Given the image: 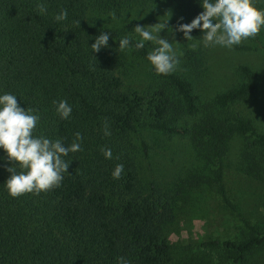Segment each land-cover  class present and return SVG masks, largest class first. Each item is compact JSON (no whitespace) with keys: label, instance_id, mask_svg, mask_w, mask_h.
Masks as SVG:
<instances>
[{"label":"trees","instance_id":"16d2710c","mask_svg":"<svg viewBox=\"0 0 264 264\" xmlns=\"http://www.w3.org/2000/svg\"><path fill=\"white\" fill-rule=\"evenodd\" d=\"M37 2L0 0V93L17 95L19 106L38 110L35 135L69 145L79 132L81 150L64 157L70 161L60 186L38 195H8L3 182L9 173L0 166V264H117L120 256L130 264H178L164 227L173 219L180 194L143 182L140 158L150 154L151 145L140 130L189 136L202 171L181 183L213 186L246 230L241 240L208 239L198 245L220 252L221 264L246 263L249 254L264 247V226L242 216L229 198L223 170L233 134L251 151L253 168L260 169L253 160L264 163V129L257 126L264 110L250 118L231 109L259 90L264 73L240 65L242 81L207 102H201L181 68L157 74L159 83L150 91L129 90L122 69L126 50L116 49L124 35L111 16L126 19L131 6L156 2L169 11L175 29L203 10L198 0H46L44 14L38 13ZM61 9L68 16L57 21ZM103 31L110 33V47L92 52L89 45ZM191 35L203 32L196 28ZM129 36L133 43L138 39ZM131 50L144 60L150 51L146 44ZM184 56L189 65L197 59L191 50ZM61 99L72 105L67 120L55 112L53 101ZM105 127L110 135H104ZM104 148L112 150V159L104 158ZM3 156L0 150V165ZM118 163L124 172L113 179Z\"/></svg>","mask_w":264,"mask_h":264},{"label":"rangeland","instance_id":"374dc122","mask_svg":"<svg viewBox=\"0 0 264 264\" xmlns=\"http://www.w3.org/2000/svg\"><path fill=\"white\" fill-rule=\"evenodd\" d=\"M255 2L257 7L264 8V0ZM168 14L169 11L158 3L147 2L140 6H131L126 19L122 15H112L111 18L120 27L122 35L137 37L132 31L135 25H144L147 28L166 19ZM127 23L130 25L127 26ZM169 28L173 31H169ZM159 35L173 44L180 60L176 68L187 71L194 82V92L201 102H207L217 92L239 84L242 81L238 72L240 65L264 73V28L256 37L249 38L231 49L204 46L201 37H192L185 41L182 34L175 32L170 26L169 18ZM172 39L177 42L171 41ZM145 44L150 51L155 47L151 42ZM185 50L194 51L197 55L194 64L189 65L185 61ZM122 63V69H125V86L129 90L150 91L159 83L150 63L131 49L123 53ZM262 105L264 83L254 95L241 100L231 109L250 118H257L259 111L264 110ZM191 122L192 119H189L188 124ZM257 126L264 129V121L258 119ZM140 131V135L151 145L150 154L140 158L143 182L154 181L172 194H180L174 203L173 219L164 227L165 238L175 246L172 249L173 258L175 257L178 264H221L220 252L202 248L198 244L208 239L241 240L246 235L242 221L224 205L213 186L200 184L188 187L181 183L183 178L201 173L203 165L187 134L167 136L148 130ZM243 143L244 140L238 135L233 134L228 138L224 181L229 198L237 205L242 216L252 224L263 227L264 163L253 160L260 169L253 168L252 161H248L251 151H245ZM187 244L193 246L183 249ZM244 264H264V247L249 254Z\"/></svg>","mask_w":264,"mask_h":264},{"label":"clouds","instance_id":"9594fccd","mask_svg":"<svg viewBox=\"0 0 264 264\" xmlns=\"http://www.w3.org/2000/svg\"><path fill=\"white\" fill-rule=\"evenodd\" d=\"M202 7L190 22L177 23L174 31L180 32L185 41L192 39L191 32L199 28L203 35L201 41L204 46H219L231 49L243 41L254 38L264 28V8L256 6L255 0H198ZM39 14L46 12V0H38ZM66 9H61L54 17L57 21L66 20ZM166 19L145 27L135 25L132 31L138 39L132 42L129 35L122 36L116 41V49L124 52L129 49H141L145 42L155 45L147 53L146 59L154 72L159 75L172 73L180 63L173 44L159 32L166 27ZM182 21V18H179ZM79 23V21H78ZM169 31H173L169 28ZM110 33L100 32L89 45L92 52L110 47L108 44ZM113 39V38H112ZM176 41L172 39L171 41ZM177 42V41H176ZM196 45H193L195 47ZM17 95L9 92L0 93V150L3 151L4 164L9 176L3 182L4 189L15 198L25 193L39 194L54 187H59L67 173L70 160L64 157L69 152L81 150L82 140L79 132L74 133V140L69 145L60 139H50L42 134L35 135L40 116L33 108L18 105ZM55 112L61 120H67L72 113V105L66 100L53 101ZM104 135H110L108 128H104ZM105 159H112L110 148L102 149ZM124 172L123 164H116L111 171L113 179H119ZM117 264H130L124 256L116 258Z\"/></svg>","mask_w":264,"mask_h":264}]
</instances>
